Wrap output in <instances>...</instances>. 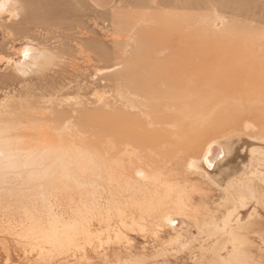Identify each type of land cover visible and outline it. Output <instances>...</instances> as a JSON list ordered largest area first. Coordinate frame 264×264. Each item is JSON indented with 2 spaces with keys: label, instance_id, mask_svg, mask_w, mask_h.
Returning <instances> with one entry per match:
<instances>
[{
  "label": "rangeland",
  "instance_id": "1",
  "mask_svg": "<svg viewBox=\"0 0 264 264\" xmlns=\"http://www.w3.org/2000/svg\"><path fill=\"white\" fill-rule=\"evenodd\" d=\"M181 1L9 0L0 10V137L8 136L22 155H58L70 174L65 178L59 160L46 156L57 164L51 167L55 174L41 179L40 172L26 182L39 177L43 194L38 189L35 195L31 183L25 186L32 188L25 195L30 201L17 192L29 220L13 202L18 195L7 198L11 187L0 188L7 198L0 197V264H264V0L246 8L220 0H199L198 8L186 1L182 8ZM182 33V43L154 48ZM180 47L194 53L179 61L196 64L199 54L204 73L192 82L199 90L153 110L157 95L131 93L126 86L135 84L127 78L138 75L141 85L158 61ZM165 114L169 124L150 123ZM125 126L156 142L129 143L146 165L130 164L119 157L123 146L107 143ZM209 145L218 154L211 169L203 161ZM224 166H230L229 177ZM126 169L138 187V171L151 176L150 184L156 179L153 203L156 195L170 196L165 201L181 199L182 210L174 205L169 223L158 224L147 220L159 213L156 205L150 213L143 208L146 222L132 223L128 217H139L136 202L143 196L129 198L134 208L127 204L137 185L124 192ZM108 188L124 195L113 194L115 201L122 198L124 216L108 205ZM129 206L135 212L129 214ZM120 217L130 224L123 226Z\"/></svg>",
  "mask_w": 264,
  "mask_h": 264
},
{
  "label": "bare ground",
  "instance_id": "2",
  "mask_svg": "<svg viewBox=\"0 0 264 264\" xmlns=\"http://www.w3.org/2000/svg\"><path fill=\"white\" fill-rule=\"evenodd\" d=\"M8 1L9 0H1L0 1V10L1 11H3L6 7H5V5H6V3H8ZM10 1H12V0H10ZM187 1V4L188 3H190L192 6H193V8L195 7V8H198V6H201L202 4H201V2L199 1V0H192V2H190L191 0H184V1H181L180 3V5L182 6V8H186L185 6H186V4H183L182 5V2H186ZM253 0H220V3L222 4V3H232L233 5H238L239 7H244V8H246L245 6H247L248 4V6H250L251 5V3L253 4ZM241 9H243V8H241ZM51 13L49 12V11H41L40 13H39V15H42V16H45V17H47V16H49ZM146 14V13H145ZM153 14V13H152ZM160 15V14H159ZM146 16V15H145ZM168 25V24H167ZM167 25H164V26H167ZM183 31V30H182ZM186 36V35H185ZM184 35H183V33L182 34H180V35H178V36H171V37H166V39L165 40H163V41H157L156 43H155V47L154 48H159V49H167L168 50V48H169V46L172 44V43H176V42H180V43H182L183 42V39H185L186 37H185ZM164 52V51H163ZM188 52H190V53H194V52H192V50H187V49H184V48H182V47H180L178 50H172V52H171V54L168 56V57H166V58H164L163 59V61H158L157 63H156V66L154 67V69H153V71L151 72V76H145L144 78H143V80H142V84L140 85L139 84V78L135 75L134 77L135 78H132L134 81H132V80H130V77H128L127 78V80L128 81H130V82H133L135 85H133L132 87H128V86H126L127 87V90H129L131 93H133V94H135V95H137V96H140V97H148L149 98V96L151 95V94H154V95H157V96H155L156 98H154V101H153V106L151 107V109H153L154 110V108L156 109V108H158V107H160V106H162V105H169V106H175V101H181V100H183V97L182 96H184V94H185V92L186 91H190V90H194V91H197V90H199V88H197V87H193L192 86V82H193V80H195V79H201L202 78V76H203V69H202V66H199L201 63H200V57H199V54L196 56V58H194V60H195V63L196 64H194V62H193V65L192 64H189L188 63V61H186V62H182V61H179V58H184L185 59V56H186V53H188ZM196 53V52H195ZM23 54V53H22ZM181 60V59H180ZM182 62V63H181ZM72 67V66H71ZM143 71V70H142ZM144 72L145 73H147V74H149L150 73V70H147V68H145V70H144ZM143 73V72H142ZM141 73V74H142ZM140 74V75H141ZM144 74V73H143ZM145 75V74H144ZM143 75V76H144ZM131 76V75H130ZM142 76V77H143ZM141 77V76H140ZM137 79H139L138 81H137ZM198 92V91H197ZM199 93H196V95H198ZM195 95V96H196ZM182 107V106H181ZM184 107H186V106H184ZM157 110V109H156ZM12 116V115H11ZM168 116H167V114H165V115H162V116H159V117H155V118H152L151 119V124H157V125H164V124H166L168 121H169V119L167 118ZM175 118V117H174ZM173 118V119H174ZM179 122V121H178ZM176 123V122H175ZM55 124V123H54ZM168 124H169V122H168ZM251 127V126H250ZM13 128V127H12ZM106 128V127H105ZM116 128V127H115ZM119 128V127H118ZM33 129H35V128H33ZM110 129H112V128H110ZM109 129V130H110ZM2 130V129H1ZM5 130V129H4ZM36 130V129H35ZM115 130V129H114ZM6 131V130H5ZM87 131V130H86ZM14 132V131H13ZM21 132V131H20ZM33 132H34V130H33ZM39 131H37V133H38ZM104 132V131H103ZM110 132V131H109ZM117 134H119V135H117V134H114V136H113V134H111V135H109V137L106 139V141H107V143L108 144H110V145H112L113 147H116L117 146V143L116 142H118V149H121V146H123V149H124V152H122L123 154L121 155V156H119V157H124V158H126V160L130 163V164H136V165H146V161H145V158H143L139 153H137V152H134L133 150H131V149H128V146H129V143L130 144H132V146L133 147H142V146H147V145H154V144H156V142H152V141H150V138L148 137V135H142L143 134V132H141V130H138V131H135V130H132L131 128H129L128 126H125V127H121V128H119L117 131ZM12 133V132H11ZM102 133V132H101ZM105 133H107V132H104V134ZM142 133V134H141ZM154 133V132H153ZM183 133V132H182ZM29 134V133H28ZM39 134V133H38ZM108 134V133H107ZM110 134V133H109ZM160 135V134H159ZM182 135V134H181ZM32 136V135H31ZM145 136V137H144ZM17 137V136H16ZM29 137H30V135H29ZM34 137V136H33ZM10 138V137H9ZM12 138V137H11ZM15 138V137H14ZM38 138H39V136H38ZM13 139V138H12ZM16 139V138H15ZM20 139H22V138H20ZM27 139H29V138H27ZM32 139V138H31ZM14 140V139H13ZM16 141V140H15ZM30 142H31V140H29ZM33 141V140H32ZM157 141V140H156ZM228 141V140H227ZM226 141V142H227ZM263 142V141H262ZM11 144H12V142H11V140H9L8 139V136L6 137H3V136H1L0 137V188L2 189V187H7V186H9V187H11V190L7 187L6 188V190L8 189V193L6 192V190H3L2 191V194H4L5 195V193H3V192H6V194H7V198L8 197H10L9 198V200L12 198V197H14L15 198V196H17L18 194H17V192L19 191L20 192V197L22 196L23 197V199L26 197V199H28L27 198V196H25L27 193H26V190L28 189L27 187H25L26 186V184L27 185H29L32 181H33V179L31 180V182L29 183V180H28V183H26L27 182V178L29 177L30 179H31V175H34V176H36L38 173H42V175H41V179L43 178V177H45L46 175L48 176L49 174L50 175H52V173H54V171L56 170V169H54V171H53V169L52 168H56L57 167V164L55 165L56 167H54V165L53 164H55L54 163V161L50 164V162L49 163H47V161H50V160H46V156H48L49 155V153H47L48 155H45V153H43V154H38L37 152H34V151H25V153H24V155H22L21 153H17L14 149H12L11 148ZM16 145V144H15ZM22 146V145H21ZM28 146V145H27ZM219 146V145H218ZM28 148V147H27ZM26 148V149H27ZM29 148H31V147H29ZM221 148V147H220ZM16 149V148H15ZM112 149V148H111ZM114 149V148H113ZM212 149V145H209L208 147H207V149H206V152H205V154H204V156H203V161H204V163L206 164V166H207V168L208 169H211V167H213L212 165H214L216 162H214V160L216 159V157H217V155L218 154H216L215 152H214V154L212 153V151L213 150H211ZM39 150V149H38ZM131 150V151H130ZM218 150H219V148H218ZM221 150H223V149H221ZM24 151V150H23ZM37 151V150H36ZM41 151V150H40ZM220 151V150H219ZM219 151H218V153H219ZM108 153V152H107ZM226 151L225 150H223V153H222V151H221V154L222 155H224V157L225 156H229L228 154L229 153H226ZM51 154H52V152H51ZM49 155V156H52L55 160H59V162H60V164H59V169L61 168L62 169V173L64 174V177L66 176V177H70V174H69V172L67 171V170H69V168H67V165H68V163H66L65 165H63V163H65V159L64 160H62V159H60V158H58V155H56L55 154V156H53L54 154H52V155ZM112 155V154H111ZM219 155H220V153H219ZM62 156V155H61ZM65 156H68V154L67 155H65ZM83 156V155H82ZM108 156H110V155H108ZM62 157H64V156H62ZM119 157H116V158H119ZM222 157V156H221ZM235 157V156H234ZM233 157V158H234ZM49 158V157H48ZM47 158V159H48ZM111 158H113V156H111ZM115 158V157H114ZM221 159H223V158H221ZM261 160V159H260ZM192 161V160H191ZM202 161V162H203ZM218 161H219V159H218ZM214 162V163H213ZM220 162V161H219ZM47 163V164H46ZM53 166V167H52ZM238 166V165H237ZM236 166V167H237ZM250 166V165H249ZM30 167V168H29ZM52 167V168H51ZM239 167V166H238ZM129 168V167H128ZM243 168V167H242ZM248 168V167H247ZM64 170H66V172H64ZM84 170H86V169H84ZM124 170V169H123ZM137 170V169H136ZM135 170V171H136ZM141 170V169H140ZM240 170V169H239ZM134 171V172H135ZM230 171V166H224L223 167V172L225 173V175H227V177H229V175L231 174V172H229ZM256 171H257V169H256ZM146 172V171H145ZM144 172V173H145ZM223 172H222V175H223ZM241 172V171H240ZM144 173H140V171H138L137 172V174H139V177H141V179H142V181L140 182L141 184L139 185L140 187H138V182H139V180H133V179H135V178H133L132 179V177L130 176V169H126L125 170V172H124V178L126 177L127 178V180H126V178H125V180L126 181H121V183L123 182V187L126 189V187L128 188V189H130L131 188V191L128 193V189H126V190H124V192L125 191H127L126 193L127 194H130L132 191H133V189H132V186H134L135 184L137 185V187H135L136 188V192L134 191L133 193H132V195H130V197L129 196H127L128 197V200L126 201V202H128L132 197L131 196H133L134 194H135V196H134V198H133V200L136 202V200L139 202H136V208H137V211H139V212H141V213H139V217H137V218H135V213H134V215H133V213L131 214V212L133 211L132 210V208L130 207V206H132L133 208L135 207V205L133 206L132 204H135V202H133L132 203V201H130V203L131 204H129V202L127 203L128 205H130L129 206V208H131V209H129V210H131L130 211V213L129 214H131V216L130 217H128L129 219H130V221L133 223V222H135L137 219L139 220V222H144L145 220H146V218H147V220L148 219H150V220H152V223H169V221L171 220L170 218L172 217L171 216V207H172V209H174V207L176 206L177 207V209H178V212H179V210L181 211L182 210V208L181 207H179V204H181L180 206H182V203H180V202H182V201H180V200H176V202L174 203V202H172V201H168V203H167V201H165V200H168V199H170V196H166V197H161L160 198V196H159V199L158 198H156L157 197V195H156V197H155V195H154V197H155V203H153L154 202V198H153V195H151V193H155L156 194V191H155V188L157 187V182L155 181V180H151V181H153V182H151L152 184H150V180H149V178L151 177V176H149V178H148V176L147 175H145ZM236 173V172H235ZM235 173H233V174H235ZM237 173H239V171H237ZM55 174V173H54ZM142 174V175H141ZM259 174H261V173H259ZM49 175V176H50ZM131 175H132V173H131ZM150 175H152V174H150ZM221 175V178H223L225 175H223L222 176ZM63 176V175H62ZM65 177V178H66ZM138 177V176H137ZM136 177V178H137ZM153 177V176H152ZM157 177V176H156ZM37 178H39V177H37ZM36 177H35V180H37V182H34V183H31L30 185L31 186H33L34 185V187H32L33 189L34 188H36V189H34L33 190V192H34V194H35V190H37L36 191V194L35 195H40L39 193H40V191H41V195L43 194L42 193V190H40V187H43V186H41V184L40 185H37L36 183H39L40 181H41V179H40V181H38L39 179H37ZM217 178V177H216ZM237 178V177H236ZM7 179H9V181L7 180ZM45 179V178H44ZM153 179V178H152ZM224 179V178H223ZM230 180H234V179H229V180H227L226 182H225V184H228V182H230ZM242 180V179H241ZM221 181V180H220ZM159 182V181H158ZM222 183L221 184H223V181H221ZM91 184H93L94 185V183H91ZM91 184H90V186H91ZM119 184V183H118ZM132 184V186H130ZM175 184V183H174ZM218 184V183H217ZM261 184V183H260ZM7 185V186H6ZM135 185V186H136ZM229 185V184H228ZM30 186V187H31ZM36 186V187H35ZM40 186V187H39ZM170 186V185H169ZM171 186H173L172 184H171ZM225 186V185H224ZM29 187V189H28V192H29V190L31 189L32 190V188H30ZM39 187V188H38ZM117 187V186H116ZM119 187H121V184L119 185ZM14 188H15V190H14ZM93 188V187H92ZM115 188V187H114ZM134 188V187H133ZM149 188H152L154 191L153 192H151V191H149L148 192V190H149ZM175 188V187H174ZM4 189V188H3ZM40 191H39V190ZM42 189V188H41ZM109 189V191H106V193L108 194V196H109V201L110 202H108V205H110L111 204V209H114V208H117V209H119L121 206H123L122 205V203H118V199H119V201H121L122 200V198H117V200L115 201L114 199H116L114 196H113V194L116 192V191H114V193H111L110 191H112V190H114V189H110V188H108ZM168 189V188H167ZM177 189V188H176ZM183 189V188H182ZM12 190H14L15 192H12ZM30 190V191H31ZM43 190H45V189H43ZM116 190H119L118 188H116ZM135 190V189H134ZM164 190H165V188H164ZM169 190L171 191V189H168L167 191H164V193L166 192V195H170L169 193ZM178 190V189H177ZM85 191V190H84ZM94 191V190H93ZM121 190H119V192H120ZM33 192L32 193H30V194H33ZM39 192V193H38ZM44 192V191H43ZM110 192V193H109ZM119 192H118V194H119ZM158 192V191H157ZM178 192V191H177ZM1 193V192H0ZM13 193H15V195H13ZM46 192H44V194H45ZM125 193V194H126ZM138 193V194H137ZM17 194V195H16ZM118 194H114V195H117V197H119V196H124V195H119L118 196ZM126 194V195H127ZM136 194H137V196L139 195V197L141 196H143V198H145V194H148V201H146L145 202V199H143V198H141L140 200H139V198L137 197V199H135L136 198ZM144 194V195H143ZM4 195H1L2 196V198H4V199H1V200H5V198L6 197H4ZM27 195H29V194H27ZM37 195V196H38ZM49 195V194H48ZM95 195V194H94ZM125 195V196H126ZM151 195V196H150ZM162 195V194H161ZM164 195V194H163ZM182 195V194H181ZM0 196V197H1ZM6 196V195H5ZM178 196H180V194L178 195ZM21 197V198H22ZM29 197V196H28ZM30 197H32L31 195H30ZM42 197V196H41ZM41 197H37V198H39V199H41ZM106 197H107V195H106ZM146 197H147V195H146ZM6 198V199H7ZM19 198V195H18V197H17V199L15 200V201H13L12 199V201L15 203V202H17V201H19L17 204H19L18 206H19V212L21 211V213L22 214H24V216H22V218L24 217V219H26L28 216H30V215H28L27 216V214H26V212H27V210L26 209H28V208H25V206L27 205V204H25L24 206H23V204L21 205V207H20V198ZM36 198V197H35ZM43 198V197H42ZM124 198V197H123ZM130 198V199H129ZM177 198V197H176ZM33 199V198H32ZM0 200V201H1ZM29 200V199H28ZM38 200V199H37ZM36 200V201H37ZM42 200V199H41ZM21 201H22V199H21ZM27 201V200H26ZM30 201V200H29ZM35 201V200H34ZM83 201V200H82ZM140 201H142V202H140ZM144 201V202H143ZM1 202H4V201H1ZM10 202V201H9ZM23 202H25L24 200H23ZM32 202H33V200H32ZM45 202V201H44ZM122 202V201H121ZM124 202V201H123ZM5 203H6V201H5ZM11 203V202H10ZM25 203H27V202H25ZM36 203V202H35ZM110 203V204H109ZM125 203V202H124ZM1 204V203H0ZM9 203H8V201H7V203H6V205H8ZM29 204V203H28ZM33 204H34V202H33ZM32 204V205H33ZM39 204V203H38ZM12 205V204H11ZM30 205V204H29ZM35 205V204H34ZM67 205V204H66ZM88 205V204H87ZM126 205V204H125ZM124 205V206H125ZM156 205V206H155ZM173 205V206H172ZM175 205V206H174ZM1 206V205H0ZM3 206V205H2ZM17 206V207H18ZM153 206V207H152ZM156 208H155V207ZM8 207V206H7ZM27 207V206H26ZM43 207V206H42ZM70 207V206H69ZM108 207V210H110L109 209V206H107ZM176 207H175V209H176ZM121 208H124V207H121ZM120 208V209H121ZM126 209V211H128L129 212V210H128V208L127 207H125ZM146 210V211H150L151 209L150 208H152V209H154L155 208V210H158L159 211V213H157V214H155L156 215V217H155V215L153 214V212H152V214H148V216L147 217H145L144 216V213H142V212H144V209ZM4 209V208H3ZM119 209V210H120ZM143 209V211H141ZM34 210V209H33ZM40 210V209H39ZM90 210V209H89ZM118 210V211H119ZM123 210V209H122ZM122 210H120L121 212H123ZM124 210V211H125ZM134 210H136V209H134ZM163 210V211H162ZM169 210V211H168ZM35 211V210H34ZM145 211V212H146ZM1 212V211H0ZM112 212V211H111ZM127 212V213H128ZM133 212H135V211H133ZM177 212V211H176ZM178 212H177V214H178ZM29 213V212H28ZM109 213V212H108ZM150 213V212H149ZM173 213H175L174 211H173ZM181 213V212H180ZM26 214V215H25ZM29 214H31V213H29ZM120 214V213H119ZM2 215V214H1ZM16 215H17V213H16ZM146 215V214H145ZM254 215H255V213H254ZM27 216V217H26ZM121 216H122V214H121ZM123 216H124V212H123ZM138 216V215H137ZM31 217V216H30ZM250 217H252V215H250L249 216V218ZM2 218V217H1ZM6 219V218H5ZM28 219V218H27ZM38 219V218H37ZM122 218L120 217V219H119V221L121 222V221H123V224H122V222H121V224L124 226V224H125V221H127V220H125V218L124 219H122ZM136 219V220H135ZM8 220V219H7ZM29 220V219H28ZM59 220V219H58ZM141 220V221H140ZM239 220V219H238ZM250 221H255V220H257V219H249ZM24 221V220H23ZM42 221V220H41ZM40 221V222H41ZM57 221V220H56ZM55 221V222H56ZM60 221V220H59ZM118 221V222H119ZM129 221V220H128ZM130 221H129V224H130ZM149 221V220H148ZM226 221V220H225ZM258 221V220H257ZM260 221V220H259ZM2 222V221H1ZM19 222H22V221H19ZM30 222V221H29ZM32 222H33V220H32ZM48 222V221H47ZM146 222V221H145ZM107 223V222H106ZM259 223V222H258ZM25 224V223H24ZM33 224V223H32ZM53 224V223H52ZM55 224V223H54ZM53 224V225H54ZM67 224V223H66ZM139 225L141 224V223H138ZM138 224H136V225H138ZM225 224V223H224ZM237 224H239V223H237ZM260 224V223H259ZM38 225V224H37ZM41 225V224H40ZM121 225V226H122ZM128 225V224H127ZM138 225V226H139ZM167 225V224H166ZM241 225V224H240ZM20 226V225H19ZM119 226H120V224H119ZM122 226V227H123ZM161 226V225H160ZM165 226V225H164ZM167 226H169V224L167 225ZM242 226V225H241ZM241 226H240V228H241ZM260 226H262V225H260ZM40 227V226H39ZM55 227V226H54ZM130 227V226H129ZM132 227H133V224H132ZM226 227V226H225ZM56 228V227H55ZM54 228V229H55ZM127 228V227H126ZM6 229V228H5ZM17 229V228H16ZM27 229V228H26ZM114 229V228H113ZM116 229V228H115ZM117 229H119V228H117ZM130 229H132V228H130ZM157 229V228H156ZM2 230V229H1ZM41 230V229H40ZM51 230H52V228H51ZM76 230H78V229H76ZM155 230V229H154ZM26 231V230H25ZM50 231V230H49ZM48 231V232H49ZM79 231V230H78ZM90 230H88V232H89ZM123 231V230H122ZM125 231V230H124ZM7 232V231H6ZM5 232V233H6ZM15 232V231H14ZM20 232V231H19ZM241 232V231H240ZM41 233V232H40ZM52 233H56V231L54 230ZM58 233V232H57ZM57 233H56V235H57ZM49 234V233H48ZM54 234H50L49 236H51V235H54ZM88 234V233H87ZM89 234H90V232H89ZM264 234V233H263ZM34 235V234H33ZM35 235H36V233H35ZM39 236V235H38ZM48 236V237H49ZM155 236V235H154ZM232 236V235H231ZM17 237V236H16ZM55 238V236H52V238ZM58 237V236H57ZM235 237V236H234ZM232 238V237H231ZM26 239V238H25ZM245 239H247V238H245ZM29 240V239H28ZM32 240V239H31ZM33 240H35V239H33ZM233 240V239H232ZM19 241V240H18ZM22 241V240H21ZM27 241V240H26ZM235 241H237V239H235ZM30 243V242H29ZM37 243V242H36ZM231 243V242H230ZM237 243V242H236ZM39 244V243H38ZM37 245V244H36ZM63 245V244H62ZM2 247V246H1ZM24 247V246H23ZM23 249V248H22ZM240 249V248H239ZM238 250V249H237ZM236 250V251H237ZM22 251V250H21ZM235 251V252H236ZM40 256V255H39ZM247 257V256H246Z\"/></svg>",
  "mask_w": 264,
  "mask_h": 264
}]
</instances>
